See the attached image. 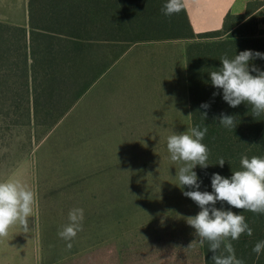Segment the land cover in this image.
Masks as SVG:
<instances>
[{"label":"rangeland","instance_id":"obj_1","mask_svg":"<svg viewBox=\"0 0 264 264\" xmlns=\"http://www.w3.org/2000/svg\"><path fill=\"white\" fill-rule=\"evenodd\" d=\"M138 1L130 5L144 14ZM0 14L27 23V0H0ZM257 24L264 30V16L240 31L250 36ZM177 42L178 48L190 44ZM137 43L109 45L108 58L112 62ZM135 54L110 65L92 93L52 127L28 116L19 124L15 116L0 117V181L19 178L36 193L29 230L16 224L0 238V264H193L201 258L200 237L187 224L200 208L182 194L193 189L177 186L181 164L167 150V137L192 127V120L188 109L178 108L175 128L159 122L153 129L141 121L137 95L144 92L137 89ZM23 107L20 113L27 112ZM7 110L19 114L18 108ZM74 207L84 209L83 230L69 250L58 231Z\"/></svg>","mask_w":264,"mask_h":264},{"label":"trees","instance_id":"obj_2","mask_svg":"<svg viewBox=\"0 0 264 264\" xmlns=\"http://www.w3.org/2000/svg\"><path fill=\"white\" fill-rule=\"evenodd\" d=\"M132 2L28 0V26L0 22V117L15 116L19 124L28 116L38 125L52 127L121 57L111 62L109 45L192 40L187 56L193 127H208L203 143L210 149L209 166L197 165V176L202 182L199 190L212 192L213 173L230 178L233 172L241 170L243 155L264 156V114L253 117L251 106L246 103L235 108L229 106L223 100L222 89L212 86L209 75L222 66L220 58L224 55L232 58L245 50L264 53V30H259L258 24L250 36L240 31L258 14L264 16L260 10L264 0L250 2L245 14H229L222 30L201 34L194 32L185 7L178 14L165 16L162 8L166 0H139L146 10L144 14H136L138 6H131ZM127 7H134L128 8L130 14H126ZM132 15L136 21H130ZM136 33L139 34L135 40H126L125 37ZM251 65L264 71V59H255ZM214 92L219 94L213 96ZM203 103L210 107L201 108ZM23 105L28 106L26 113H20L25 112ZM10 107L18 108L19 114L4 111ZM205 111L206 119L202 117ZM221 113L236 117L234 129L219 124ZM220 159L225 161L223 167L218 164ZM215 207L246 217L253 233L231 241L235 255L244 264H264V250L259 257L252 251L258 241L264 240V214L236 209L227 202L218 201ZM212 256L205 241L201 258L193 264H214Z\"/></svg>","mask_w":264,"mask_h":264},{"label":"clouds","instance_id":"obj_3","mask_svg":"<svg viewBox=\"0 0 264 264\" xmlns=\"http://www.w3.org/2000/svg\"><path fill=\"white\" fill-rule=\"evenodd\" d=\"M185 7L184 0H166L162 8L165 16L180 13ZM264 59V53L251 50L241 51L229 58H220L221 67L209 73L211 84L222 89L223 100L235 108L241 103L251 106L253 117L264 114V71L250 62ZM255 73V75L251 74ZM219 93L214 92L213 96ZM201 108L207 110L210 105L203 103ZM191 114H189L190 116ZM207 118V111L202 113ZM219 124L227 129L236 127V117L220 114ZM208 127L199 125L190 127L184 132H172L167 137V150L172 162L180 163L178 172L179 184L183 189L187 186L191 191H183V195L191 198L200 208L197 215L188 217L187 224L195 229L200 237V243H208L213 253L214 264H244L235 255L231 241L238 240L242 234L251 236L252 228L246 222V217L231 210L215 207L218 201L228 205L264 214V156L243 155L240 160L241 170L232 173L230 178L213 173L211 177L212 192L200 191L201 181L193 169L199 165L207 168L210 149L203 143ZM225 161L218 164L223 167ZM36 193L23 180L9 178L0 181V238L6 237L9 229L19 224L24 232L29 230L28 218L32 217ZM84 209L72 208L68 213V223L58 231V236L67 241V249L72 248L71 241L83 230ZM223 247V251H220ZM264 250V240L258 241L252 251L259 255Z\"/></svg>","mask_w":264,"mask_h":264},{"label":"crops","instance_id":"obj_4","mask_svg":"<svg viewBox=\"0 0 264 264\" xmlns=\"http://www.w3.org/2000/svg\"><path fill=\"white\" fill-rule=\"evenodd\" d=\"M256 1L262 0H184V4L194 32L201 34L222 30L229 14H245L248 4ZM263 9L264 6L260 10ZM0 22L28 26V0L27 23L10 19L2 14H0ZM188 41L190 44L193 42ZM190 44L184 42L178 48L177 40L143 41L128 48L120 57V60H124L126 55L136 51L135 62L140 74L138 80L140 84L137 89L144 92L143 96L137 95L140 102L143 100L144 118L141 121L153 124V129L159 122L167 127L172 124L175 128L178 108H183L185 113L188 109L193 127L187 56ZM129 64H133V58ZM101 77L89 88L90 93L93 87L99 85Z\"/></svg>","mask_w":264,"mask_h":264}]
</instances>
